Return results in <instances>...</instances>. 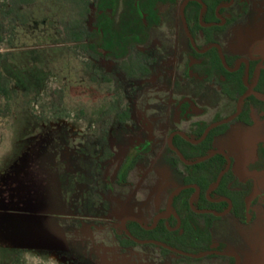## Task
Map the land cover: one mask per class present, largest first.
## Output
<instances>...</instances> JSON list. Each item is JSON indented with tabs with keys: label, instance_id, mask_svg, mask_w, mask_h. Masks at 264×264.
<instances>
[{
	"label": "rangeland",
	"instance_id": "374dc122",
	"mask_svg": "<svg viewBox=\"0 0 264 264\" xmlns=\"http://www.w3.org/2000/svg\"><path fill=\"white\" fill-rule=\"evenodd\" d=\"M182 1L162 6L149 41L132 50L141 70L130 75L120 62L93 57L70 38V21L84 4L91 8L84 22L93 28L94 0H0L1 81L10 91H0V143H11L12 130L25 125L46 181L47 223L26 242L40 253L32 254L31 264H232L215 254L189 259L159 243L121 242L124 220L149 226L182 183L185 165L175 161L171 133L192 131L199 120L226 119L237 109L238 95L229 97L212 80L191 82L185 75L191 40ZM224 16L232 19L215 35L224 52L235 59L255 51L264 55V0H238ZM203 38L199 33L195 43L203 44ZM185 95L206 111L191 121H174L173 99ZM256 121H230L213 144L231 157L240 179L253 173L255 144L264 139V124ZM148 140L149 148L120 179L126 154ZM258 186L253 221L222 216L211 231L212 245L221 242L241 256L235 264H264V183ZM8 254L19 260L1 249L0 264Z\"/></svg>",
	"mask_w": 264,
	"mask_h": 264
},
{
	"label": "trees",
	"instance_id": "16d2710c",
	"mask_svg": "<svg viewBox=\"0 0 264 264\" xmlns=\"http://www.w3.org/2000/svg\"><path fill=\"white\" fill-rule=\"evenodd\" d=\"M36 0H17L18 3H31ZM73 1V0H72ZM81 4L84 0H74ZM95 1V22L90 29L84 19L91 13L88 4L80 7L79 16L71 19L69 24V35L72 41L81 45L85 52L93 57H109L120 62L123 68L130 74L136 75L141 70V64L132 60V50L138 45L145 44L151 36V29L160 23L162 16V6L174 5L178 0H94ZM207 8L203 13L202 20L205 23L218 20L216 8L219 4L230 0H204ZM202 4L198 0H190L184 7V15L187 19L189 29L194 37L199 33L208 36L206 43L213 42L214 33L219 26L204 27L200 22V12ZM227 8H221L220 12L225 13ZM99 38V39H97ZM211 52L218 54V49L213 47ZM128 58V61L126 59ZM132 60V61H129ZM135 61V62H134ZM232 64V63H231ZM224 72L229 73L224 67ZM243 70V69H242ZM131 71L133 73H131ZM243 75V74H242ZM2 70L0 58V91L4 96L10 94L9 89L2 84ZM244 87L241 91H244ZM228 124H223L208 133L206 138L199 144H192L176 136L174 143L181 147L183 154L190 160L209 154L214 146L217 135L224 134ZM221 130L223 132H217ZM203 132H199L198 137ZM150 145V140L144 143ZM187 146L191 150H187ZM186 147V148H184ZM178 160V159H177ZM176 160V161H177ZM227 166L226 157L218 153L202 162L186 165L182 173V183H197L201 188V193L195 201L199 208L207 207L216 211H224L228 207L227 201L220 203L211 202L206 197V192L212 188L218 175ZM251 185L239 180L234 169L231 167L222 177L219 186L212 192L213 197H230L234 202L233 210H242L246 207V198L252 193L248 192ZM194 188L181 190L172 202V212L166 218L158 221L154 228L143 227L136 220H128L127 227L131 235L137 240L153 245L156 241L164 242L175 249H179L189 254L204 253L214 247L212 245V228L220 216L213 213H197L190 207V196ZM238 219L243 221L244 214L236 213ZM152 224V223H151ZM149 224V225H151ZM121 240L123 245H135L137 241L129 235ZM166 252L170 248L161 246ZM179 256L182 253H177ZM210 255V254H209ZM207 255V256H209ZM212 255V254H211ZM221 256L219 254H215ZM193 259L191 256H185ZM228 257V256H224ZM203 258V257H201ZM197 258V259H201ZM232 264H235V257H228Z\"/></svg>",
	"mask_w": 264,
	"mask_h": 264
},
{
	"label": "flooded vegetation",
	"instance_id": "af4514ba",
	"mask_svg": "<svg viewBox=\"0 0 264 264\" xmlns=\"http://www.w3.org/2000/svg\"><path fill=\"white\" fill-rule=\"evenodd\" d=\"M189 1L190 0H188L187 2H186V0L182 1L181 9H182L183 13H184L185 5ZM198 1L201 3L200 0H198ZM202 1L205 2L204 0H202ZM237 1L238 0H230L229 2L219 4L216 8V15L218 17V20L211 21L209 23H205L202 20L203 13H204L205 9L207 8V3L205 2L206 7L204 9H203V5H202V9L200 12V17H199L201 24L204 27L219 26V27H217L216 32L213 35L214 36L213 42H210V43H206L208 36L204 33H202V35L204 37L203 38V40H204L203 44L195 43V40H198V36H197V38L193 36V34L191 33V31L189 29L187 19L184 15V22H186V25L188 26V29L190 31V33L188 35H189L190 40H191V49L188 52L187 62L185 65V75L190 79L191 82L193 80L194 81L195 80L201 81V82H209L212 80L213 83H211V85L217 84L220 88L221 93H226L229 97H234L235 95L239 96L237 109L231 117H228L226 119L216 118V120L211 124H207L205 121L199 120L194 124L196 126V128H194L192 131L174 130L171 133L170 142H169L170 143L169 144L170 149L172 150L173 153L176 154L175 161L178 159L176 162L183 163L184 165L185 164L186 165H192V164H188L186 161H184L181 158L179 153H181L187 161H194V160L199 159L201 157L196 158L194 160L188 159L183 154L181 147L175 145L174 139L176 138V136H181L183 139L191 142L192 144H199L201 141H203L206 138V136L208 135L209 132H211L212 130H214L215 128H218L219 126H221L223 124L229 125V122L233 121L235 119H238L239 122H242L244 124H251L254 126H256L255 125L257 123L256 120L258 119L259 123L264 124V55L261 53L258 54L255 51V56H252L251 54L245 55V56L240 55L237 59H235L232 55H229L227 52H224V50L222 49V46L220 45L219 38L215 37L216 33L220 32L221 30H224L225 29L224 27L226 25H228L229 21L232 19L228 16H224V14L227 11L225 13H221L220 9L221 8H227L228 9L230 7H234V5L237 3ZM213 47H216L218 49L219 55H216L214 52H211V49ZM251 51H253V50H251ZM222 54H224L226 62L224 61ZM224 67L228 70L229 73L224 72V69H223ZM242 87L245 88L243 92L241 91ZM249 90H250V92L248 93ZM241 98H242V101H241ZM244 104H248L249 108L248 109L244 108ZM173 106H174L173 107V120L174 121H191L193 118L202 115L206 111V109L198 103L197 99H195L191 96H188V95L182 96L180 99H176V98L173 99ZM209 127H211V128L208 130ZM228 128H229V126L227 127V129L224 132H227ZM182 132H185V133H182ZM199 132H203L200 137H198ZM205 132H208V133L204 136ZM217 132H223V131L218 130ZM220 135H222V134H220ZM218 136L219 135H217L216 138ZM190 139L197 141V142H193ZM255 145L256 146L254 149V154L250 160V165H251V169H252L253 173L252 174L250 173L248 176L244 177L243 179H240L237 176L239 180H242L243 182H246L247 184L251 185L248 192L249 193L252 192V193L250 194V196L249 195L247 196L246 207H245V209H243V211L242 210H233L234 202L230 197H213L212 196V192L219 185L214 189H212L214 186L212 188H210L206 192L205 195H206L207 199L210 200L211 202L220 203L222 201H227L228 207L224 211H216L212 208H207V207L199 208L195 205V201L201 193V188L197 183L180 184V185L176 186L175 189L178 187H183V186H185V187L182 188L181 190H183L185 188H190V187L194 188V191L192 192V194L190 196L189 203H190L191 209L197 213H213L214 215H217L220 217L231 215L234 218L238 219L236 216V213L240 212L241 214L242 213L244 214L242 222H246L247 219H250L253 221L254 216H255L254 215V211H255L254 207L256 206V202L258 200V197L260 196V190H259L258 184H260L262 182L264 183V175H263L264 174V139L259 140ZM148 148H149V146H146L143 143V144L136 147L135 152H130L129 154H126L125 159H124L122 166H121V169H120V174H119L120 179H122L124 177V175L126 174V171L129 167H134V165L137 164V162L139 161L140 155L144 152V150H146ZM184 148H186V147H184ZM187 150H191L189 148V146H187ZM215 150H217V148H213V150L211 152H213ZM216 154H218V153H216ZM200 162H202V161H200ZM197 163H199V162H197ZM193 164H196V163H193ZM227 165H228V161H227ZM231 167H232V164H230L229 169ZM181 190H179L175 195H177ZM175 195L171 198V201L169 198V205L166 208V210H169V214L172 212V202H173V198L175 197ZM227 199H230L231 203ZM191 200H193L194 209L191 205ZM203 209L204 210L210 209V210H212V212H200V211H198V210H203ZM166 210L163 212V214L166 212ZM214 212H216L218 214H215ZM169 214L167 216H169ZM160 215H162V214H160ZM166 217H164V218H166ZM130 219L136 220L134 218H129V220ZM160 219H162V218H160ZM127 221L128 220L126 219V222ZM158 221L156 222L155 226L157 225ZM153 222H152V224H153ZM151 225H149V226H146V225L143 226L142 225V226L146 227L148 229H151V228H149ZM126 227H127V225H126ZM154 227H152V228H154ZM126 234H128V233L126 232ZM128 235L133 238L131 233ZM134 239L137 242L140 241V240H137L136 238H134ZM158 242H160V241H158ZM158 242L156 241L155 243H158ZM162 243H164V242H162ZM162 246H164V245H162ZM177 250H179V249H177ZM211 250L226 251V250H224V247L221 245V242H218L214 247H211V249L208 251H211ZM208 251H206V252H208ZM226 252H228V251H226ZM229 253H233V252H229ZM199 254H201V253H199ZM209 254L210 255L211 254H219L222 257H224V256L235 257V262H236V260H238V258L235 255H231V254H223V253H219V252H213V253H209ZM209 254L200 256V258L206 257ZM234 254H237V253H234ZM185 255L191 256L188 254H185ZM191 257H193V256H191ZM239 257L241 258L240 255H239Z\"/></svg>",
	"mask_w": 264,
	"mask_h": 264
},
{
	"label": "crops",
	"instance_id": "0c3cea01",
	"mask_svg": "<svg viewBox=\"0 0 264 264\" xmlns=\"http://www.w3.org/2000/svg\"><path fill=\"white\" fill-rule=\"evenodd\" d=\"M24 126L12 130L11 143H0V250L19 256L16 262V255L8 254L5 264H31L32 254L40 253L29 250L28 235L41 234L47 223L42 158L32 156L30 130Z\"/></svg>",
	"mask_w": 264,
	"mask_h": 264
},
{
	"label": "water",
	"instance_id": "95a60500",
	"mask_svg": "<svg viewBox=\"0 0 264 264\" xmlns=\"http://www.w3.org/2000/svg\"><path fill=\"white\" fill-rule=\"evenodd\" d=\"M187 1H188V0H186V2H187ZM200 1H201L202 5H203V9H204V8L206 7V3L203 2L202 0H200ZM186 2H185V3H186ZM185 3H184V4H185ZM222 56H223L224 61L226 62V59H225V57H224V54H222ZM249 92H250V90L248 91V93H249ZM242 98H243V97H242ZM242 98H241V101H242ZM210 128H211V127H209L208 130H209ZM208 130H207V131H208ZM207 133H208V132H205V133H204V136H205ZM190 140H192V139H190ZM192 141H193V142H197V141H194V140H192ZM216 153H222L223 155H225L226 158H227V161H228V165H227V167H226V168H225V169L219 174V176H218V178H217V181H216L214 187L212 188V189H214V188H216V187L219 185V183H220V181H221V179H222L224 173H225L226 171H228V169H229V167H230V164H231V158H230V156H229L224 150H222V149H217V150L211 152L210 154L205 155V156H203V157H201V158H199V159H196V160H194V161H187V160L185 159V157H184L181 153H179V154H180L181 158H182L184 161H186L188 164H193V163H197V162L203 161V160H205V159H208V158L212 157L213 155H215ZM184 187H185V186L176 188V189L172 192V194H171L170 201H171V198H172V197H173V196H174L179 190H181V189L184 188ZM227 200H229V202L231 203V200H230V199H227ZM191 205H192V207H193V209H194L193 200H191ZM198 211H200V212H212V210H210V209H205V210L203 209V210H198ZM214 213H215V214H218V213H216V212H214ZM168 214H169V210H166V212H165L164 214L157 216V217L154 219L153 224H152L149 228L154 227L155 224H156V222H157L160 218H164V217H166ZM127 219H128V218H127ZM134 219H136V218H134ZM136 220H137L138 222H140L143 226H145V225L143 224V222H141V221L138 220V219H136ZM125 221H126V220L123 221L124 228H125L126 232H127L128 234H130L129 230L127 229V227H126V225H125ZM133 238H134V237H133ZM158 243H160V244H162V245H164V246H166V247H168V248H170V249H172V250H174V251H177V252H180V253H183V254H188V255H191V256H194V257H200V256H203V255H206V254H209V253L219 252V253H223V254H231V255H235L238 259L240 258L238 254L229 253V252H226V251H217V250H211V251H208V252H205V253H201V254H189V253H186V252H184V251L177 250V249H175V248H173V247H170V246L167 245L166 243H162V242H158Z\"/></svg>",
	"mask_w": 264,
	"mask_h": 264
}]
</instances>
